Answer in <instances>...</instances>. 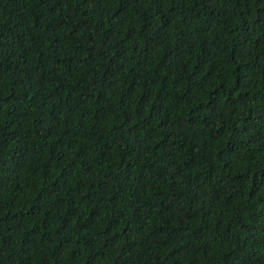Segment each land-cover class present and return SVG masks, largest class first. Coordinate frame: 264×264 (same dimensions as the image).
Here are the masks:
<instances>
[{"label":"trees","instance_id":"trees-1","mask_svg":"<svg viewBox=\"0 0 264 264\" xmlns=\"http://www.w3.org/2000/svg\"><path fill=\"white\" fill-rule=\"evenodd\" d=\"M0 264H264V0H0Z\"/></svg>","mask_w":264,"mask_h":264},{"label":"clouds","instance_id":"clouds-1","mask_svg":"<svg viewBox=\"0 0 264 264\" xmlns=\"http://www.w3.org/2000/svg\"><path fill=\"white\" fill-rule=\"evenodd\" d=\"M187 228H191V226L187 227Z\"/></svg>","mask_w":264,"mask_h":264}]
</instances>
